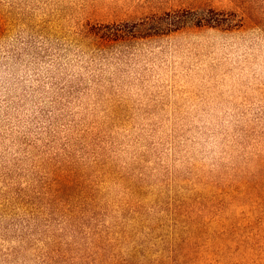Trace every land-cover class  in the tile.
Wrapping results in <instances>:
<instances>
[{
	"label": "rangeland",
	"instance_id": "374dc122",
	"mask_svg": "<svg viewBox=\"0 0 264 264\" xmlns=\"http://www.w3.org/2000/svg\"><path fill=\"white\" fill-rule=\"evenodd\" d=\"M0 264H264V0H0Z\"/></svg>",
	"mask_w": 264,
	"mask_h": 264
}]
</instances>
